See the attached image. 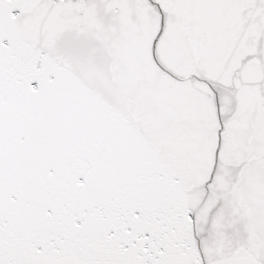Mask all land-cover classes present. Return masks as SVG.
Returning a JSON list of instances; mask_svg holds the SVG:
<instances>
[{"label": "snow or ice", "instance_id": "6c2138e0", "mask_svg": "<svg viewBox=\"0 0 264 264\" xmlns=\"http://www.w3.org/2000/svg\"><path fill=\"white\" fill-rule=\"evenodd\" d=\"M0 264H264V0H0Z\"/></svg>", "mask_w": 264, "mask_h": 264}]
</instances>
